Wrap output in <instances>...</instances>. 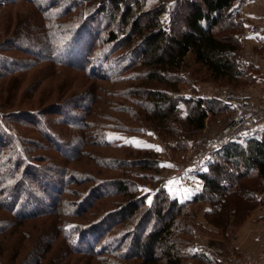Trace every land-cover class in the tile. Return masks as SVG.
<instances>
[{
  "label": "rangeland",
  "instance_id": "rangeland-1",
  "mask_svg": "<svg viewBox=\"0 0 264 264\" xmlns=\"http://www.w3.org/2000/svg\"><path fill=\"white\" fill-rule=\"evenodd\" d=\"M105 2L108 0H0V61L8 64L6 71L0 69V264H140L115 257L122 245L120 237L130 234L138 221V233H143L141 228L148 232L161 227L159 209L164 219L176 211L167 201L159 205L162 195L179 200L196 193L214 201L224 197L205 188L198 179L201 171L194 168L201 162L206 146L222 139L221 130L235 108L229 105L233 113L209 117L206 127L193 134L181 149L170 129L175 121L157 126L146 119L154 110L149 90L171 92L168 82L173 73L164 72L165 82H138L136 79L147 68L140 61L127 65L126 58L136 56L127 48L115 50L113 44L102 41L109 17L98 18V38L91 44L87 41L91 37L83 30L74 34L81 19ZM188 14V8H179L175 16L177 28L185 27ZM60 44L68 45V59L61 56L63 64L49 57L55 56L50 49ZM79 46L80 53L74 55ZM69 53L75 58L71 59ZM61 57L56 56L58 60ZM114 66L123 69L110 76ZM90 70L96 75H90ZM250 83L238 80L226 85L189 79L177 85V95L210 98L214 89L241 95ZM177 95L172 98L179 99ZM220 102L227 104L225 100ZM215 154L216 151L210 167L216 163ZM183 168L193 175L190 188L179 183L181 175L177 171ZM202 171H210L208 165ZM207 175L219 179L218 174ZM251 178L248 181L256 186L251 184L248 190L264 193V186ZM117 182L125 184L126 193L119 192ZM240 189L236 195L238 204L228 215L230 233L234 227L239 231L263 205L254 206L249 218L242 222L253 203L244 199L248 190ZM144 190H151L150 204ZM134 201L140 205L138 212L120 223L114 212ZM208 207L204 202L196 212L204 231L197 229L192 245L211 239L221 242L217 229L226 224L218 217L212 219L218 226L206 224L204 210ZM8 208L13 212L42 213L19 218L11 216ZM89 225L100 227L95 233H79ZM128 243L129 239L123 248ZM224 251L221 264L227 258L254 254L236 249ZM155 256L159 264H164L160 253ZM182 264L199 262L183 259Z\"/></svg>",
  "mask_w": 264,
  "mask_h": 264
},
{
  "label": "trees",
  "instance_id": "trees-1",
  "mask_svg": "<svg viewBox=\"0 0 264 264\" xmlns=\"http://www.w3.org/2000/svg\"><path fill=\"white\" fill-rule=\"evenodd\" d=\"M243 2L244 0H192L191 2L187 0H134L129 3L128 0H108L89 11L83 20L81 19V25L75 29L74 34L83 30L86 36L91 37V40H87L91 44L92 40L98 38L95 32L100 29L99 19L109 17L110 22L104 26L105 38L102 41L113 44L115 50L127 48L128 53L138 58L137 60L133 56L126 58L127 65L133 66L140 61L147 68L143 76L136 79L138 82L141 81L142 84L165 82L164 72L173 73L172 81L168 82L172 88L171 92L159 89L149 90L148 95L154 110L146 119L157 126H164L165 122L175 121L170 129H173L172 133L177 138L174 142L182 149L193 134L201 132L206 127L209 117L225 114L227 111L233 113V109L229 107V104L212 98L179 96L177 95L180 91L178 84H184L189 79L196 83L211 80L226 85L236 84L238 80L246 81V83L252 81L250 75L246 74L248 63L243 62L239 56L240 36L244 30L240 17V7ZM147 4L150 7H147ZM181 6L189 9L183 29L175 26L177 23L175 16ZM143 19L145 20L141 24L140 21ZM69 29L73 30V28ZM78 41L83 43L80 39ZM67 48L68 45L60 44L50 49L49 45V49L55 53V56L52 57L51 54L49 57L54 62L63 64L65 59L61 56L65 55L67 58ZM80 51L81 46L78 47L76 53L74 51L73 53L77 55ZM57 55L61 57L59 60L56 58ZM72 58L75 56L71 55ZM7 68L8 64L0 61V69L6 71ZM122 69L114 66L111 69L114 73L109 75L120 74ZM95 73V71H89L90 75H96ZM174 95H177L179 99L172 98ZM181 103L185 107L180 106ZM166 105L167 107L164 108L163 106ZM160 108L163 109L160 111ZM176 122L179 126L175 125ZM184 131L186 133H183ZM214 158L216 163L213 167L208 164L210 171L201 170L197 178L213 194L218 191L224 194V197L214 201L196 193L187 199L179 200L165 193L159 198V205L167 201L169 207L176 210L175 213L164 219L159 209L158 218L161 221V227L148 232H145L146 228H141L143 233H138L137 228L141 226V223L136 222L130 234L121 235L122 245L116 250V258L123 261H140V264H159V259L155 256L157 252L163 257L164 264H182L183 259H192L198 261L199 264H221L220 259L225 256L224 250H233L231 242L237 230L234 227L231 233L228 232L227 220L231 208L234 209L238 204L236 197L239 193L238 188L248 190L253 185L256 186L255 182L248 181L251 177L256 179L259 186H264V119L251 135H235L230 138L216 150ZM207 173L218 174L219 179L216 180ZM116 184L119 192H127L124 183L117 182ZM260 191L245 192L244 199H249L253 207L245 211L242 222L249 218L254 206L263 203L264 196H259V194L263 195ZM7 194L10 197L13 196L12 191ZM204 202L209 204V207L204 210L206 224L218 226L219 224L212 220L218 217L226 225L224 227L222 223L219 228L216 226L221 242L211 239L202 245H192L190 242L197 229L204 231L196 219V212L202 208ZM195 205L198 206L195 208ZM139 208L140 205L134 201L122 206L114 213L118 216V221L123 223L133 218ZM8 209L11 210V208ZM39 212L41 211L17 210L13 212L11 210L10 215L21 218ZM87 227V229L81 228L79 233H95L100 226L89 225ZM127 239L129 243L123 248ZM227 241L230 243L227 244ZM110 251L114 252V250Z\"/></svg>",
  "mask_w": 264,
  "mask_h": 264
},
{
  "label": "crops",
  "instance_id": "crops-1",
  "mask_svg": "<svg viewBox=\"0 0 264 264\" xmlns=\"http://www.w3.org/2000/svg\"><path fill=\"white\" fill-rule=\"evenodd\" d=\"M240 17L244 30L240 36L241 60L245 63L248 54L256 53L259 61L248 63L246 74L252 81L243 94L253 101L263 103L264 96V0H244L240 7ZM261 99L259 100V98ZM264 195V193H263ZM264 243V202L259 211L237 231L233 240V249L237 251L259 252Z\"/></svg>",
  "mask_w": 264,
  "mask_h": 264
},
{
  "label": "built area",
  "instance_id": "built-area-1",
  "mask_svg": "<svg viewBox=\"0 0 264 264\" xmlns=\"http://www.w3.org/2000/svg\"><path fill=\"white\" fill-rule=\"evenodd\" d=\"M187 1L191 2L192 0ZM245 61L247 63H256L259 61V55L256 53L248 54ZM210 98L220 101L225 100L227 104L232 105L235 108V112L228 119L225 127L221 130L223 136L222 139H218V143L212 141L206 146V151L201 157V162L196 164L197 166L194 168L198 169V172L209 164L212 160L213 152L219 148L220 144L222 145L226 143L235 135H251L256 126L264 119V100L263 103H257L243 93L240 95L227 91L222 92L218 89L213 90ZM177 175H181L179 182L181 186H184L185 188H190L192 186L193 175L185 171L184 168L178 170ZM166 185L167 184L164 183V186ZM223 264H264V243L257 254L244 253L238 258H227L223 261Z\"/></svg>",
  "mask_w": 264,
  "mask_h": 264
},
{
  "label": "snow or ice",
  "instance_id": "snow-or-ice-1",
  "mask_svg": "<svg viewBox=\"0 0 264 264\" xmlns=\"http://www.w3.org/2000/svg\"><path fill=\"white\" fill-rule=\"evenodd\" d=\"M144 191H145L146 198H147V200H148V202L150 204L151 203V196H150V191L151 190H144Z\"/></svg>",
  "mask_w": 264,
  "mask_h": 264
}]
</instances>
